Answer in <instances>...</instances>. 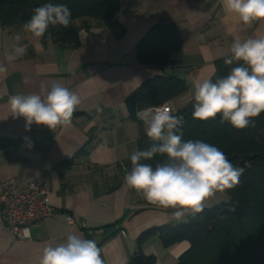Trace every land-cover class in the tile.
<instances>
[{
	"label": "crops",
	"instance_id": "obj_1",
	"mask_svg": "<svg viewBox=\"0 0 264 264\" xmlns=\"http://www.w3.org/2000/svg\"><path fill=\"white\" fill-rule=\"evenodd\" d=\"M118 21L125 28L120 38L106 25L77 23L79 46L72 49L60 48L48 36L34 38L23 27L0 25V63L8 68L0 75V137L21 141L0 152V185L41 182L57 211L30 229V239L20 241L5 229L0 206V264H39L42 246L62 242L69 233L94 240L105 264H135L138 250L154 257V264H176L189 248L185 241L165 247L158 235L138 244L147 230L187 222L191 214L173 219L172 209L147 203L124 183L140 137L126 102L145 81L162 75L138 63L136 47L157 22L175 24L189 84L174 99L178 109L194 97L197 80L213 77L216 62L230 54L235 38L264 37V21L245 26L225 13L221 0H120ZM17 43L27 46L26 54L9 62ZM54 82L81 98L71 124L49 129L33 123L26 129L23 117L10 115L11 95L43 97L41 86L50 90ZM224 197L217 192L204 209Z\"/></svg>",
	"mask_w": 264,
	"mask_h": 264
},
{
	"label": "clouds",
	"instance_id": "obj_2",
	"mask_svg": "<svg viewBox=\"0 0 264 264\" xmlns=\"http://www.w3.org/2000/svg\"><path fill=\"white\" fill-rule=\"evenodd\" d=\"M226 14L235 15L245 26L264 21V0H221ZM71 10L63 4H45L33 10L23 29L34 38H42L50 26L67 27ZM17 36L16 40L19 41ZM27 46L19 43L7 56L13 62L26 54ZM226 65L243 62L232 68L229 75L212 82L211 79L194 83V111L200 121L222 115L236 129L250 125L252 118L264 112V37L235 38L230 45ZM7 66L0 63V75ZM40 94H15L8 98L10 115L23 117L26 129L35 123L54 129L71 124L73 114L81 104L80 96L60 83L50 90L41 86ZM136 116L145 125L147 136L154 142L146 150H136L131 156L132 168L125 174L124 183L130 190L158 208L172 209V218L179 220L186 214L203 211L205 203L240 182L245 169L233 165L217 147L203 141H182L180 126L183 117L173 115L167 104L139 109ZM179 133V134H177ZM166 155L155 167L142 161L156 154ZM39 264H105L101 249L91 239L75 233L67 234L62 242L42 246Z\"/></svg>",
	"mask_w": 264,
	"mask_h": 264
},
{
	"label": "trees",
	"instance_id": "obj_3",
	"mask_svg": "<svg viewBox=\"0 0 264 264\" xmlns=\"http://www.w3.org/2000/svg\"><path fill=\"white\" fill-rule=\"evenodd\" d=\"M63 4L71 10V22L67 27L50 26L44 37H51L60 48L72 49L79 46L80 27L74 21L92 18L96 24L109 27L116 38L125 33L118 21L120 0H0V25L4 30L22 27L33 15V10L45 4ZM89 25H82L87 27ZM138 63L163 72L168 68H183L182 40L174 23L159 21L154 24L136 47ZM229 56V55H228ZM216 62L215 82L230 74L241 62L226 65L224 59ZM188 81L173 76H156L145 81L127 100L129 119L136 122L140 137L138 150H146L152 141L136 112L148 106H159L188 91ZM194 97L173 115L183 117L180 132L182 141H203L219 148L229 161L245 171L240 182L223 191L224 200L189 216L187 222L152 228L142 233L138 244L153 235H158L162 244L169 247L175 243L188 242L189 248L179 256L176 264H264V112L252 118L244 129L234 128L222 115L200 121L194 119ZM179 134V133H177ZM21 143L0 137V152ZM87 154L86 148L82 151ZM166 155L156 154L151 164L163 163ZM129 166L121 164L119 167ZM140 246V245H139ZM155 258L141 251L135 254V264H154Z\"/></svg>",
	"mask_w": 264,
	"mask_h": 264
},
{
	"label": "built area",
	"instance_id": "obj_4",
	"mask_svg": "<svg viewBox=\"0 0 264 264\" xmlns=\"http://www.w3.org/2000/svg\"><path fill=\"white\" fill-rule=\"evenodd\" d=\"M164 104L173 109V114L176 113L174 99L162 105ZM141 123L145 129L144 123ZM0 206L5 229L20 241L30 239V229L33 226L57 214L50 205L41 182H29L23 187H19L14 180L3 182L0 185Z\"/></svg>",
	"mask_w": 264,
	"mask_h": 264
},
{
	"label": "water",
	"instance_id": "obj_5",
	"mask_svg": "<svg viewBox=\"0 0 264 264\" xmlns=\"http://www.w3.org/2000/svg\"><path fill=\"white\" fill-rule=\"evenodd\" d=\"M187 72L188 70L186 68H177V69L168 68L164 71V74L166 76H173L180 80H184L186 79Z\"/></svg>",
	"mask_w": 264,
	"mask_h": 264
},
{
	"label": "rangeland",
	"instance_id": "obj_6",
	"mask_svg": "<svg viewBox=\"0 0 264 264\" xmlns=\"http://www.w3.org/2000/svg\"><path fill=\"white\" fill-rule=\"evenodd\" d=\"M77 23H80L81 25H90V24H96L97 23V21L96 20H94V19H92V18H80V19H77L76 21H74V23L73 24H77ZM162 75H164L163 74V72H162ZM186 105V104H185ZM185 105H183V106H185ZM182 106V107H183ZM181 107V108H182Z\"/></svg>",
	"mask_w": 264,
	"mask_h": 264
}]
</instances>
